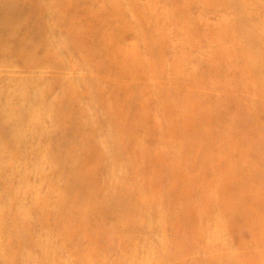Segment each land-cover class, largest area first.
<instances>
[{
    "label": "rangeland",
    "instance_id": "1",
    "mask_svg": "<svg viewBox=\"0 0 264 264\" xmlns=\"http://www.w3.org/2000/svg\"><path fill=\"white\" fill-rule=\"evenodd\" d=\"M0 264H264V0H0Z\"/></svg>",
    "mask_w": 264,
    "mask_h": 264
}]
</instances>
